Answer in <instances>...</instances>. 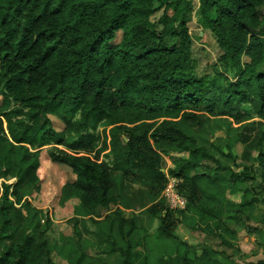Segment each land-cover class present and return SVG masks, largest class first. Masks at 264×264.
I'll list each match as a JSON object with an SVG mask.
<instances>
[{
  "label": "trees",
  "instance_id": "obj_1",
  "mask_svg": "<svg viewBox=\"0 0 264 264\" xmlns=\"http://www.w3.org/2000/svg\"><path fill=\"white\" fill-rule=\"evenodd\" d=\"M198 3L219 52L201 75L188 0H0V264H235L241 230L264 246V0ZM43 149L74 176L59 203L78 200L56 242L31 203Z\"/></svg>",
  "mask_w": 264,
  "mask_h": 264
},
{
  "label": "rangeland",
  "instance_id": "obj_2",
  "mask_svg": "<svg viewBox=\"0 0 264 264\" xmlns=\"http://www.w3.org/2000/svg\"><path fill=\"white\" fill-rule=\"evenodd\" d=\"M188 1L191 2L193 8L191 19L188 22V31L192 39L193 56L198 61V73L201 75L202 72L205 71L208 73V71L205 68L208 67L207 66L208 64H211L217 59V57L219 56V52L216 48L213 37L208 32H203L197 23L198 22L197 9L199 4L198 0H188ZM244 61H246V59H244ZM49 119L52 123L53 129L56 132H61L64 129L63 124L60 121H58L55 117L49 116ZM213 128L215 130L214 132L215 137L213 138V141L218 138L221 139L224 138L223 137L224 133L217 128L216 124H213ZM233 152L236 155L240 154L241 147L239 144L233 147ZM172 157L177 159L179 158L185 159L187 158V155L177 154V155H173ZM172 157L164 158L165 160L164 172H166L169 168H171ZM38 160L40 167H42V170L41 169L38 170V175L41 183L39 185V192L37 193L38 195L34 194L31 197V203L33 204V206L46 211L50 219L54 221L53 227L49 233V239L51 240L50 242H56L61 233H64L66 236L71 235V229L66 224V220L69 219L70 217L62 218L63 215L61 214H64L65 209L63 210L61 208L62 203H59L60 207L56 205L57 198L55 194H52L51 192V195L50 196L47 195L46 198H45L46 195L41 194V190L44 188L46 189V187L47 188L51 187L53 189L55 187L58 188L60 187L59 183L56 184L59 181L57 177L58 176L60 177V175L57 173L56 170V167L58 165L53 164L50 161L46 153V149H43L39 153ZM59 168L62 169L63 167L59 166ZM233 170L238 172L240 168L233 167ZM258 182L259 180H255L254 185H257ZM169 188L170 186L167 187L170 198L171 191ZM164 199L168 203L165 194H164ZM254 214L256 217L255 221L257 220V222H259V220L260 221L264 220V203L257 204ZM157 225L158 224L156 222H154L151 225L150 228L151 235L154 233V230L157 227ZM255 227H258V223H255ZM260 228L264 231V226ZM175 234L178 235L180 238H182L184 241H187L190 247L196 248L197 254H199V251L202 249L201 246L203 245L211 246L212 248L218 250L219 252L225 251V249L219 245L218 241L215 240L213 241L199 232H195L192 231L191 229L186 228L184 225L178 226L177 229L175 230ZM237 237L238 238L235 241L229 239L231 245L233 244V247L228 251H226L227 256H229V259L232 262H235V264H248V263H255L258 260L264 259V246L258 243V241L260 240L259 237H257L255 234L247 233L246 230H241L238 233ZM89 255H92L91 252L89 253ZM53 262L54 264H67L63 259L55 255L53 256ZM91 264H95V263H91ZM96 264H116V262H115V258H112L111 260L106 261V263H96ZM138 264H141V261Z\"/></svg>",
  "mask_w": 264,
  "mask_h": 264
},
{
  "label": "crops",
  "instance_id": "obj_3",
  "mask_svg": "<svg viewBox=\"0 0 264 264\" xmlns=\"http://www.w3.org/2000/svg\"><path fill=\"white\" fill-rule=\"evenodd\" d=\"M39 169H41L42 170V167H39ZM65 169H67V168H65ZM65 169H59V168H57L56 167V170H57V173L60 175V177L58 176L57 177V179L59 180L56 184H58L59 183V188L58 187H55L54 189L53 188H47L46 187V189L44 188V189H42L41 190V194H44V195H46L45 196V198L47 197V195L48 196H50L51 195V192H52V194H55V196H56V198H57V203H56V205H58L59 206V201H60V198H61V193H60V191H61V188H62V186L65 184V183H67V182H73L74 181V176L73 175H71V172L70 171H68V169L67 170H65ZM68 171V172H67ZM38 177H39V175H38ZM62 178H63V180H62ZM62 180V181H61ZM42 181H43V179H42ZM40 183H41V181H40ZM51 186H53V185H51ZM58 186V185H57ZM78 205V200H76V199H72V200H69V201H67V202H65L62 206H61V208L64 210L65 209V212H64V214H61V215H63V217L62 218H71L72 216H73V209H74V207H76ZM60 207V206H59ZM60 211H61V209H60ZM54 222V221H53Z\"/></svg>",
  "mask_w": 264,
  "mask_h": 264
},
{
  "label": "built area",
  "instance_id": "obj_4",
  "mask_svg": "<svg viewBox=\"0 0 264 264\" xmlns=\"http://www.w3.org/2000/svg\"><path fill=\"white\" fill-rule=\"evenodd\" d=\"M179 183L177 180L175 179H168V183H167V186L165 188V190L163 191V193L166 195L167 197V201H168V205L170 206V208L172 209H175V208H178V209H183L184 206H185V201L180 198L176 191H175V186L176 184ZM170 186V191H171V197L169 198V191L167 190V187ZM163 194V196H164Z\"/></svg>",
  "mask_w": 264,
  "mask_h": 264
}]
</instances>
